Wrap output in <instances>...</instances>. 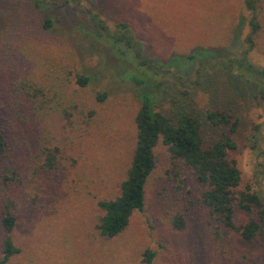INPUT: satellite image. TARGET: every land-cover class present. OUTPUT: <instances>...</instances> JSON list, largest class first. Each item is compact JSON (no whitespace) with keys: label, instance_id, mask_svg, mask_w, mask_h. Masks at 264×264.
I'll return each instance as SVG.
<instances>
[{"label":"rangeland","instance_id":"rangeland-1","mask_svg":"<svg viewBox=\"0 0 264 264\" xmlns=\"http://www.w3.org/2000/svg\"><path fill=\"white\" fill-rule=\"evenodd\" d=\"M33 1L0 0V217L4 208L14 217L9 236L18 248L5 264H264V218L250 240L236 229L247 213L235 202L234 227L221 223L202 202L205 186L160 141L142 210L113 237L95 227L102 215L97 201L117 195L130 162L139 97L90 14L110 30L127 24L142 54L183 70L171 59L195 49L212 57L241 53L249 15L242 0ZM258 9L260 29L249 58L264 67L262 1ZM75 74L88 83L79 86ZM205 78L178 107L169 100L178 87L163 81L155 108L168 114L180 107L228 109L237 118L234 130L203 123L204 144L228 133L234 147L227 156L239 170L235 197L257 191L264 204L262 155L253 148L264 151V100L218 73ZM3 237L0 224V255ZM146 250L152 252L148 261Z\"/></svg>","mask_w":264,"mask_h":264},{"label":"trees","instance_id":"trees-1","mask_svg":"<svg viewBox=\"0 0 264 264\" xmlns=\"http://www.w3.org/2000/svg\"><path fill=\"white\" fill-rule=\"evenodd\" d=\"M260 1L264 3V0H242L249 15L247 32L243 38L244 48L240 54L212 57L211 52L195 49L189 55L171 59L184 68L182 70L175 65V69L179 70L177 72L142 54L127 24L117 23L114 30H110L95 14H90L96 34L107 37L112 43L111 47L124 61V77L137 88L139 97V105L133 117L134 147L125 176L119 183L117 195L112 199L97 201L102 215L95 227L101 236L110 238L117 235L126 226L131 213L142 210L143 186L153 168V148L158 141L165 146L172 158H179L191 168L197 180L205 186L201 193L202 202L217 220L233 228L232 211L235 202L237 208L247 213L245 223L236 228L240 236L250 240L256 234L258 222L264 218V204L257 191H238V196L234 195L233 189L239 182V170L227 156V151L234 147V140L228 133L220 132L209 144H204L202 135L203 123L212 128L227 126L232 132L237 125V118L228 109L213 106H206L199 114L188 107H180L168 114L156 109L155 104L159 88L161 87V92L165 88L163 81L178 87L169 99L171 107H178L182 99L191 101L190 88L201 86L209 73L225 76L238 91L242 85L246 86L249 92L264 100V67L253 64L249 58L254 38L260 29ZM33 2L38 5L37 1ZM74 80L79 86H84L89 77L75 74ZM96 97L103 100L104 92L98 93ZM253 148L258 155H262L259 170L264 173V151L255 145ZM4 150L5 140L0 129V156ZM252 208L255 209L254 213ZM0 224L4 231L0 264H5L18 252L9 236L14 226V217L7 208L1 212ZM145 256L148 261L152 252L146 250Z\"/></svg>","mask_w":264,"mask_h":264}]
</instances>
